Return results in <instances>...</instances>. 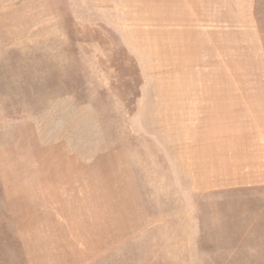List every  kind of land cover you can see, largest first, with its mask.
Segmentation results:
<instances>
[{"label": "rangeland", "instance_id": "rangeland-1", "mask_svg": "<svg viewBox=\"0 0 264 264\" xmlns=\"http://www.w3.org/2000/svg\"><path fill=\"white\" fill-rule=\"evenodd\" d=\"M255 1L0 0V264H264Z\"/></svg>", "mask_w": 264, "mask_h": 264}, {"label": "crops", "instance_id": "crops-1", "mask_svg": "<svg viewBox=\"0 0 264 264\" xmlns=\"http://www.w3.org/2000/svg\"><path fill=\"white\" fill-rule=\"evenodd\" d=\"M183 3H187L186 11H187V22L189 21H198L203 14L210 15L211 17H215L217 19L222 20V16L224 11H241V10H250L256 11L255 0H197L199 8L197 6L193 8L194 1L193 0H182ZM196 2V1H195ZM238 3L243 4H251L248 8L236 7ZM226 5H231V8H227ZM253 5V6H252ZM184 11V10H182ZM222 22V21H221ZM189 25V24H187Z\"/></svg>", "mask_w": 264, "mask_h": 264}]
</instances>
